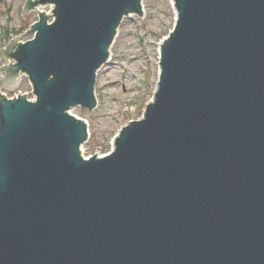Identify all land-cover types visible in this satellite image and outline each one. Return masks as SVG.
<instances>
[{"label": "water", "instance_id": "water-1", "mask_svg": "<svg viewBox=\"0 0 264 264\" xmlns=\"http://www.w3.org/2000/svg\"><path fill=\"white\" fill-rule=\"evenodd\" d=\"M25 4L53 8L0 50V264H264V0H174L153 99L89 158L71 111L143 0Z\"/></svg>", "mask_w": 264, "mask_h": 264}, {"label": "rangeland", "instance_id": "rangeland-1", "mask_svg": "<svg viewBox=\"0 0 264 264\" xmlns=\"http://www.w3.org/2000/svg\"><path fill=\"white\" fill-rule=\"evenodd\" d=\"M25 3L26 0H0V25L9 20L11 27L27 26L26 31L12 34V38L0 29L3 46L29 31V26L38 19L36 11H24ZM143 4L142 17L135 14L123 20L111 49L112 57L98 71V107L93 113L82 107L72 110L89 122L90 137L83 146L86 157L109 153L119 129L141 117L146 103L154 96L160 74L158 44L173 29L177 13L172 0H143ZM33 36L31 33L22 40ZM20 89H31L26 77Z\"/></svg>", "mask_w": 264, "mask_h": 264}, {"label": "bare ground", "instance_id": "bare-ground-1", "mask_svg": "<svg viewBox=\"0 0 264 264\" xmlns=\"http://www.w3.org/2000/svg\"><path fill=\"white\" fill-rule=\"evenodd\" d=\"M6 3V2H5ZM16 11V10H15ZM10 13V12H9ZM161 44H162V41H160L159 42V44H158V54L160 55L161 54ZM113 48V47H112ZM15 61H13V63H14ZM5 65V59H3L2 60V62H1V64H0V68L1 67H3ZM5 75V72L2 74V76H4ZM26 76L25 75H23L22 76V78H23V80H24V78H25ZM27 78V77H26ZM28 79V81L29 82H31L30 81V79L29 78H27ZM21 85V84H20ZM17 95H20V93H17ZM16 97V95L14 94V95H12V96H8V98H15ZM30 100H33V99H35V96L33 95V96H30V97H28Z\"/></svg>", "mask_w": 264, "mask_h": 264}, {"label": "flooded vegetation", "instance_id": "flooded-vegetation-1", "mask_svg": "<svg viewBox=\"0 0 264 264\" xmlns=\"http://www.w3.org/2000/svg\"><path fill=\"white\" fill-rule=\"evenodd\" d=\"M108 62H109V61H107L104 65H106ZM104 65H103V66H104Z\"/></svg>", "mask_w": 264, "mask_h": 264}]
</instances>
